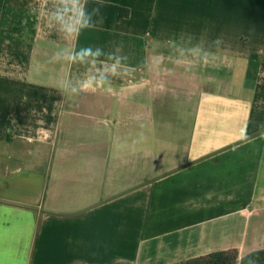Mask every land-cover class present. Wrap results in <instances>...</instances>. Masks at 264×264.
<instances>
[{
	"label": "crops",
	"instance_id": "1",
	"mask_svg": "<svg viewBox=\"0 0 264 264\" xmlns=\"http://www.w3.org/2000/svg\"><path fill=\"white\" fill-rule=\"evenodd\" d=\"M70 2L0 0V264L264 250V0Z\"/></svg>",
	"mask_w": 264,
	"mask_h": 264
},
{
	"label": "clouds",
	"instance_id": "2",
	"mask_svg": "<svg viewBox=\"0 0 264 264\" xmlns=\"http://www.w3.org/2000/svg\"><path fill=\"white\" fill-rule=\"evenodd\" d=\"M63 3L64 0H61ZM98 9H94L92 14H89L84 6V3H81V0H71L70 7L64 9V13H71V16L65 21V15L64 13L57 12L55 14V18L57 21L61 23V30L65 31L68 34H77L80 29L82 28H88L93 27L94 25L91 23L92 15H94ZM219 43V41H217ZM102 53V49L96 48L95 51H93L92 48H84L81 50L80 53L77 54V57H71L72 59H83L84 56H100ZM95 90V88L92 87L91 80H86L84 84L82 85L80 90Z\"/></svg>",
	"mask_w": 264,
	"mask_h": 264
},
{
	"label": "trees",
	"instance_id": "3",
	"mask_svg": "<svg viewBox=\"0 0 264 264\" xmlns=\"http://www.w3.org/2000/svg\"><path fill=\"white\" fill-rule=\"evenodd\" d=\"M182 264H264V250L240 258L237 250L216 252Z\"/></svg>",
	"mask_w": 264,
	"mask_h": 264
}]
</instances>
